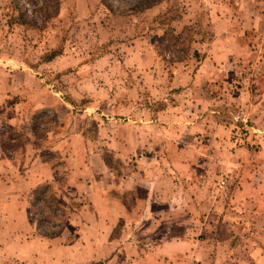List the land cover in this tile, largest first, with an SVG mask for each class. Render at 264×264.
I'll return each mask as SVG.
<instances>
[{
	"label": "rangeland",
	"instance_id": "1",
	"mask_svg": "<svg viewBox=\"0 0 264 264\" xmlns=\"http://www.w3.org/2000/svg\"><path fill=\"white\" fill-rule=\"evenodd\" d=\"M138 1L0 0V264H107L125 248L119 264H153L138 252L162 241L127 240L130 215L90 223L107 198L145 196L107 193L144 161L264 196V0ZM239 221H211L193 260H162L264 264V220Z\"/></svg>",
	"mask_w": 264,
	"mask_h": 264
},
{
	"label": "crops",
	"instance_id": "2",
	"mask_svg": "<svg viewBox=\"0 0 264 264\" xmlns=\"http://www.w3.org/2000/svg\"><path fill=\"white\" fill-rule=\"evenodd\" d=\"M9 92L13 93V90ZM8 98L7 92L0 89V116ZM9 162L10 160L0 161V176L7 173ZM144 162L145 172L134 170L131 175L117 176V178L113 176L115 179L108 175L107 193L108 195L111 193L132 194L145 191V196L143 198L136 197L137 199L130 205L128 202L117 201L116 195H114L113 199L107 198L106 210L94 206L95 211L90 218L91 225L104 222L110 230L109 226H114L118 217L127 220L126 217L130 215L128 221L130 224L138 226V232L130 234L126 238L127 240L143 241L138 233L144 227L149 233V240L154 237H156L155 240L161 239L162 243H158L152 249L143 250L140 248L138 255L147 259L144 263L166 264L162 260L163 257L186 256L193 260L197 240H204L198 235L208 233L206 228L212 226L211 221L217 223L218 231L221 223H223L222 225L226 224L227 219L231 217L240 219V225L246 224V221L250 222L252 219L251 224L256 227L258 226L256 222L264 220V207H260L257 201L259 197L264 199V196L259 194L256 197L261 186L249 188V199L247 189L238 194L233 189L226 193L225 190L221 191L222 187H219L217 194L211 188L205 187V184L202 188L191 184L180 185L177 171H171L169 174L166 170L157 168L152 162ZM146 167L148 168L146 169ZM199 189H201V193L198 192ZM230 201H233V204L230 205ZM120 208L124 210L131 208L132 212L120 211L116 213L115 210H120ZM214 236L217 237L216 234ZM148 239L145 238L147 241ZM126 253H129L126 248L111 253L113 258L107 264H119L118 257Z\"/></svg>",
	"mask_w": 264,
	"mask_h": 264
},
{
	"label": "trees",
	"instance_id": "3",
	"mask_svg": "<svg viewBox=\"0 0 264 264\" xmlns=\"http://www.w3.org/2000/svg\"><path fill=\"white\" fill-rule=\"evenodd\" d=\"M154 3V0H141V1H138L136 3V7L137 9H144V8H149L151 6H149L148 4H152Z\"/></svg>",
	"mask_w": 264,
	"mask_h": 264
}]
</instances>
